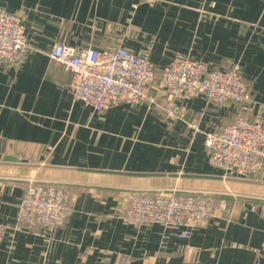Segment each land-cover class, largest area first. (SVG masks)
Segmentation results:
<instances>
[{
	"label": "crops",
	"instance_id": "0c3cea01",
	"mask_svg": "<svg viewBox=\"0 0 264 264\" xmlns=\"http://www.w3.org/2000/svg\"><path fill=\"white\" fill-rule=\"evenodd\" d=\"M1 8L20 14L31 49L18 68L0 66V223L10 227L0 264H264V173L227 176L205 145L207 132L249 116L240 104L197 96L169 118L156 80L146 101L97 112L74 100L72 73L49 56L58 42L123 47L148 52L157 77L177 55L212 69L238 66L258 118L264 0H0ZM34 182L69 190L63 226L18 225ZM138 191L209 194L215 216L189 239L132 224L124 214Z\"/></svg>",
	"mask_w": 264,
	"mask_h": 264
},
{
	"label": "built area",
	"instance_id": "2783aa9c",
	"mask_svg": "<svg viewBox=\"0 0 264 264\" xmlns=\"http://www.w3.org/2000/svg\"><path fill=\"white\" fill-rule=\"evenodd\" d=\"M31 49L20 14L0 9V66L18 68ZM51 59L72 73L69 91L74 100L101 112L113 106L140 104L151 97L156 80L165 91L166 112L174 118L179 102L197 96L213 104H240L249 116H239L228 126L207 132L205 145L213 165L227 176L251 178L264 173V112L258 118V106L244 82L241 69L210 68L206 63L177 55L157 77L148 52L136 54L118 47L101 51L95 47H75L58 42L50 51ZM258 112V111H257ZM189 127L200 133L197 122ZM212 195L175 191L133 192L124 219L132 224H161L176 229L189 239L193 230L206 226L215 216ZM69 190L55 183L34 182L19 205V226L40 225L46 229L63 226L71 214ZM10 227L0 223V243Z\"/></svg>",
	"mask_w": 264,
	"mask_h": 264
},
{
	"label": "water",
	"instance_id": "95a60500",
	"mask_svg": "<svg viewBox=\"0 0 264 264\" xmlns=\"http://www.w3.org/2000/svg\"><path fill=\"white\" fill-rule=\"evenodd\" d=\"M3 158L4 160H9V161L15 160L13 156H4Z\"/></svg>",
	"mask_w": 264,
	"mask_h": 264
}]
</instances>
